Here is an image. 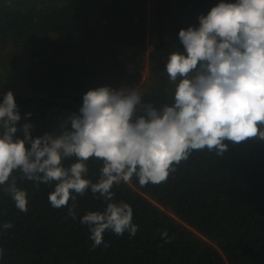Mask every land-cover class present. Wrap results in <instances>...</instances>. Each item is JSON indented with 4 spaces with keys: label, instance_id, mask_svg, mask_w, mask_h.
I'll list each match as a JSON object with an SVG mask.
<instances>
[{
    "label": "trees",
    "instance_id": "obj_1",
    "mask_svg": "<svg viewBox=\"0 0 264 264\" xmlns=\"http://www.w3.org/2000/svg\"><path fill=\"white\" fill-rule=\"evenodd\" d=\"M220 2L0 0V103L13 92L17 127L34 125L33 138L58 133L99 87H139L143 102L171 105L175 84L166 63L171 52L184 51L179 32L198 28V18ZM225 143L222 157L193 151L166 183L141 186L134 177L114 186V201L133 208L138 231L134 237L106 231L108 247L95 249L80 221L89 211L103 212V198L90 190L78 196L72 219L71 200L60 209L48 200L54 182L37 188L15 172L28 212L0 186V264H264V140ZM87 166L86 178L97 182L102 162L92 158ZM6 222L13 227L4 229Z\"/></svg>",
    "mask_w": 264,
    "mask_h": 264
},
{
    "label": "clouds",
    "instance_id": "obj_2",
    "mask_svg": "<svg viewBox=\"0 0 264 264\" xmlns=\"http://www.w3.org/2000/svg\"><path fill=\"white\" fill-rule=\"evenodd\" d=\"M198 19V28L179 32L184 51H173L167 58L166 73L175 84L171 105L157 108L143 102L139 87H99L83 96L79 113L64 119L58 133L33 138L34 125L17 127L21 115L13 92L4 94L0 186L19 211L28 212V194L17 186L15 172L37 188L54 182L48 200L56 209L71 200L72 219L77 197L90 190L106 207L103 212L89 211L80 222L89 229L93 249L108 247L106 231L130 237L138 231L133 208L114 201V186L134 177L141 186L166 183L193 151L207 149L222 157L228 150L225 141L264 140V0H222ZM72 158L76 162L65 166ZM92 158L102 162L95 183L86 178ZM2 227L11 229L13 224Z\"/></svg>",
    "mask_w": 264,
    "mask_h": 264
},
{
    "label": "rangeland",
    "instance_id": "obj_3",
    "mask_svg": "<svg viewBox=\"0 0 264 264\" xmlns=\"http://www.w3.org/2000/svg\"><path fill=\"white\" fill-rule=\"evenodd\" d=\"M148 50H152V46L149 44ZM145 76H146V71H145ZM1 77V76H0ZM1 79V78H0ZM144 79V78H143Z\"/></svg>",
    "mask_w": 264,
    "mask_h": 264
}]
</instances>
